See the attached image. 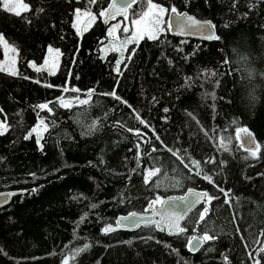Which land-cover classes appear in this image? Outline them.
Here are the masks:
<instances>
[{
    "label": "trees",
    "instance_id": "16d2710c",
    "mask_svg": "<svg viewBox=\"0 0 264 264\" xmlns=\"http://www.w3.org/2000/svg\"><path fill=\"white\" fill-rule=\"evenodd\" d=\"M23 1L30 10L20 16L0 7V34L17 51L15 75L0 69V118L6 124L0 191H22L0 208V264H63L65 257L69 264H226L224 257L228 264H253L248 252L256 257L264 247V0H235V6L234 0H153L211 19L220 39L180 38L169 30L158 40L144 37L130 45L120 74L117 55H101L109 27L101 17L82 34L72 27L74 9H88L87 0ZM109 2L97 0L90 11L97 14ZM144 7L133 4L121 38L132 33V20ZM48 46L62 53L55 75L29 63L41 66ZM113 90L127 105L103 95ZM59 97L72 107H61ZM48 102L51 113L36 107ZM38 118L47 124L41 145L28 136ZM245 127L261 146L256 158L236 139ZM128 128L146 133L151 143ZM221 137L227 151L218 147ZM209 157L216 163H206ZM192 160L200 161V169ZM156 168L159 173L145 184L146 170ZM191 187L218 199L194 210L183 234L168 236L155 225L102 231L120 215L145 212L156 196ZM204 231L214 239L191 252L188 238ZM85 244L87 250L77 251Z\"/></svg>",
    "mask_w": 264,
    "mask_h": 264
},
{
    "label": "snow or ice",
    "instance_id": "6c2138e0",
    "mask_svg": "<svg viewBox=\"0 0 264 264\" xmlns=\"http://www.w3.org/2000/svg\"><path fill=\"white\" fill-rule=\"evenodd\" d=\"M138 2H142L145 7L141 9V11L137 15L138 18H135L132 20V24L135 26V31L132 34V39L130 42H136L140 39H143L145 36L150 40H158L159 34L163 33L168 30L175 29L178 33L184 34L185 32L191 33L193 30H196L197 32L201 33H207L205 35V39H220L219 36H214L211 33V29L214 27L211 25V22L204 21L201 22L200 20H197L193 16L179 13L178 10L175 7L165 8L164 6L154 3L153 0H128V2L124 5L117 4V0H111V2L108 4V7L99 11L97 14H91V6L97 3V0H87V4L89 5V8L85 10L84 14L89 15L91 20H96L97 17L104 18V22L108 23L109 19H114L116 16H123L125 21L128 19L129 9L132 7L133 4H137ZM234 6H235V0H234ZM0 7H2L7 12H12L17 16L21 15L20 9H23L25 11H29L30 8L27 4H24L22 0H0ZM39 11H43V9H40ZM81 9L75 8L74 9V15L77 19H79L81 15ZM171 12L173 15L169 16V19L166 21L164 25H162L161 17L165 15L167 12ZM30 23V21H27ZM72 27L76 29L77 33L81 32V29L77 27L76 23L72 24ZM120 25H109V31L108 35L111 36L117 28H119ZM123 32L128 33L129 27L125 25L123 27ZM0 42L5 44V47H7V42L4 40V37L2 34H0ZM129 41H125L127 43ZM47 53L56 54V58L62 55L59 49H54L52 46H48ZM133 53L129 54V59L131 58V55ZM121 57L123 58V50L121 49ZM122 60H117L115 65V71L120 74V63ZM30 66L35 69V71L40 72L42 70L48 71L49 75H55V69L57 68V62L56 59H48L45 58L43 60V63L41 66H37L36 63L29 62ZM45 66H48L45 68ZM15 75V73H12ZM37 83H40V81H36ZM46 87H53V85H45ZM68 88H65L64 91H68ZM73 92H79L80 89L73 88L71 89ZM94 89L89 90V97L93 94ZM103 95H108L113 97L115 100L120 101L121 103H124L127 105V101H123L121 97L116 95L115 90L108 93H103ZM59 100L60 106L64 108H71L72 103L71 101H66L63 97L57 98ZM79 103L81 104H87L89 101L87 99L80 100L79 97L75 98ZM155 99V98H153ZM49 103H42L37 105L36 107L40 110H47L49 113L53 112V108L49 107ZM128 107L131 108V105H128ZM2 111V109H0ZM164 112H168V109L165 108ZM191 115V114H189ZM141 124H143L145 127H150L148 123L141 119L138 115L136 117ZM123 127V125H121ZM43 128L44 131H47V124H45L44 119L40 120V124L36 127H34L28 134L30 137L33 133H37V142L39 143V129ZM6 130V124L3 122H0V135H3L4 131ZM127 131L134 132V134L144 143H151V139H145L146 133L142 134L139 129H132L128 128ZM154 131V130H153ZM240 133H245V138L240 143L239 147L243 148L250 157L256 158L258 157V154L261 151V146L259 144H255L254 140L251 136V133L248 132L246 128H239L237 129L236 133V139L240 140ZM28 138V137H26ZM156 140H159V136L155 137ZM163 144V142L161 141ZM138 153L140 149V144L138 143L136 145ZM167 147V146H165ZM218 147L224 149L225 151L228 150L227 145L224 143V138L221 137L218 142ZM157 149L154 147L152 151H156ZM169 152H172L173 155H177L176 151H173V149L168 148ZM247 158V157H246ZM178 159H181V162H183V158L178 156ZM137 163L139 164V155L137 156ZM206 163H216V160L213 157H209ZM223 163V162H221ZM191 164L195 166L196 169H200V161L198 160H192ZM185 167H188L187 164H185ZM160 169L156 168L154 170H146V175L144 176V183H149L150 177L154 176L155 174L159 173ZM196 175H200V171L196 172ZM204 179L208 180L209 183H214L211 176L205 175ZM218 187V186H217ZM219 191L224 194L226 200L225 202H230L227 198L229 196L228 191H225L223 188H220ZM188 196L186 197H168L167 199L156 196L153 200H150L147 206V210L152 211L154 217H159L158 219L149 221L150 223L154 224L156 228H158L160 231H168L169 234L173 235H180L187 231L185 227L181 226V221L184 219L185 212L184 211H176V209H184V210H190L196 203L203 201L204 203L208 204L211 203L213 199H218L215 195H210L207 192H196L193 189L189 188L187 190ZM11 195H15V193H12ZM97 205L93 204L92 208H96ZM209 209L205 207L203 211L200 213L198 220L204 221L206 214L208 213ZM87 215V214H85ZM84 217L81 218V221H83ZM145 218L136 212H130L126 216H121L117 218L115 221V227L112 224H107L102 231L105 233L115 231L118 227H123L127 225H132L138 227L142 222H144ZM195 231V229H194ZM260 236H264V232H261L259 234ZM214 237L212 235L208 234V231H204L202 235H192L188 238L186 246L189 248L190 251H197L199 247L206 241L212 240ZM243 240V237H241ZM89 245L85 244L83 249H78L77 251H85ZM248 245L245 244V248H247ZM261 254H264V247H260L257 249V255L256 257L252 256L251 252H248V256L250 259L253 260V264H261V259H264V256ZM226 264H228L227 257H224ZM63 264H69V258L65 257Z\"/></svg>",
    "mask_w": 264,
    "mask_h": 264
},
{
    "label": "rangeland",
    "instance_id": "374dc122",
    "mask_svg": "<svg viewBox=\"0 0 264 264\" xmlns=\"http://www.w3.org/2000/svg\"><path fill=\"white\" fill-rule=\"evenodd\" d=\"M22 2L24 4H26L23 0H22ZM20 11L22 12L25 10L20 9ZM84 12L85 11L82 10L79 19H77L75 16V20H74V23L77 24V27H79L81 29L80 34H82L87 29H89L97 20V19L94 21L91 20L90 16L84 14ZM91 14H95V13L91 11ZM167 14H168V12L165 13V15L163 17H161L162 25H164V23H165V17L167 16ZM117 24H119L121 26L122 20H117V21L113 22L111 25H117ZM119 28H117V30L111 36L108 35V41L101 47V55L103 58H106L109 55V53H115L117 55V58H118L117 60H122V62L120 63V66H121V64L126 60V58L128 56V49H129L130 45L133 43L130 41L132 39V34L135 31V26L133 25L132 33L130 35L124 37V38H121L119 36V32H118ZM108 31H109V27H108ZM140 40H142V39H140ZM140 40H138L137 42H139ZM125 41H129V42L125 43ZM0 43H1L3 50H4L3 57L0 58V69L5 70L9 73H15L16 72V64H17V51L8 42H7V47H5L4 43H2V42H0ZM54 49H58V48H54ZM121 49L123 50V58L121 57ZM45 58H48L50 60L56 59V62H57V68L55 69V72H56V70L59 67V63H60V56L58 58H56L55 53H52V54L47 53ZM47 67L48 66H45V68H47ZM0 122H3L5 124V122L2 121L1 118H0ZM39 124L40 123L37 122L36 126H38ZM38 131H39V137H40L38 144L41 145L42 138L44 136L45 131L43 130V128H40ZM33 135L36 137V140H37V133H33Z\"/></svg>",
    "mask_w": 264,
    "mask_h": 264
},
{
    "label": "water",
    "instance_id": "95a60500",
    "mask_svg": "<svg viewBox=\"0 0 264 264\" xmlns=\"http://www.w3.org/2000/svg\"><path fill=\"white\" fill-rule=\"evenodd\" d=\"M110 2H111V0H110ZM109 2V3H110ZM128 2V0H117V4H119V5H124V4H126ZM108 7V6H107ZM106 7V8H107ZM132 7H133V5H132ZM131 7V8H132ZM130 8V9H131ZM130 9H129V11H130ZM179 13H184V14H187V15H190V16H193L194 18H196L197 20H200L201 22H204V21H209V22H211V25H213L214 27L211 29V33H212V35H214V36H218V32H217V28H216V25H215V23L211 20V19H201V18H198L197 16H195V15H193V14H191V13H189V12H187V11H182V12H180V11H178ZM129 15V14H128ZM171 15H173L170 11L168 12V14H167V20L169 19V16H171ZM124 19V17L123 16H116L114 19H109V21H108V23H105L104 22V18H102L101 17V21L103 22V24L105 25V26H109V25H111L113 22H115V21H117V20H123ZM169 33L171 34V35H173V36H176V37H180V38H189V39H196V40H201V41H207V42H211V41H215V40H217V39H205V35L207 34V33H201V32H197L196 30H193L191 33H188V32H185L184 34H180V33H178L175 29H172V30H169ZM247 130H248V132L249 133H251V136H252V138H253V140H254V143L255 144H259L258 143V140H257V138H256V136H255V134H254V132L253 131H251L248 127H245ZM240 137H241V139L239 140V142L240 143H242V141L244 140V138H245V133H240ZM243 149V148H242ZM191 189H193L194 191H196V192H207L208 193V191H206V190H201V189H198V188H195V187H191ZM188 190V189H187ZM187 190L184 192V193H182V194H171V195H168V196H165V197H163V198H165V199H167L168 197H186V196H188V192H187ZM12 193H15V195H11ZM20 194H22V191L21 190H4V191H0V208H2V207H5V206H7V205H9L11 202H12V200H13V198L15 197V196H17V195H20ZM203 204H205L203 201H201V202H198V203H196L190 210H184V209H176V211H184L185 212V215H184V219L180 222L181 223V226L183 227V224H184V222H185V220L187 219V217L194 211V210H196L197 208H199L201 205H203ZM132 212H136V213H138V214H141L144 218H145V220H144V222H142L138 227H136V226H132V225H127V226H123V227H118V228H116V230H127V231H136V230H138L141 226H144V225H154V224H152V223H150L149 221H152V220H155V219H158L159 217H154L153 216V213H152V211H150V210H146L145 212H138V211H132ZM130 213V212H129ZM126 215H128V213L127 214H123V215H120L119 217H121V216H126ZM118 217V218H119ZM114 227H115V224H112ZM158 229V228H157ZM115 230V231H116ZM159 230V229H158ZM160 231V230H159ZM160 232H165L168 236H175V235H173V234H169V232L168 231H160ZM209 241H206V242H204L200 247H199V249L197 250V251H199L206 243H208ZM263 246H264V240H263ZM197 251H191V252H197Z\"/></svg>",
    "mask_w": 264,
    "mask_h": 264
},
{
    "label": "built area",
    "instance_id": "2783aa9c",
    "mask_svg": "<svg viewBox=\"0 0 264 264\" xmlns=\"http://www.w3.org/2000/svg\"><path fill=\"white\" fill-rule=\"evenodd\" d=\"M40 120H41V119H40V118H38V122H39V123H40Z\"/></svg>",
    "mask_w": 264,
    "mask_h": 264
}]
</instances>
